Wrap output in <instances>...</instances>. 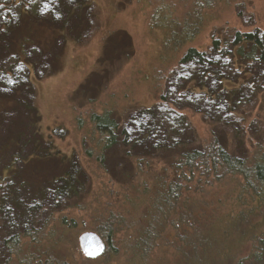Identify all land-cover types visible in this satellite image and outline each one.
I'll list each match as a JSON object with an SVG mask.
<instances>
[{
    "label": "trees",
    "instance_id": "1",
    "mask_svg": "<svg viewBox=\"0 0 264 264\" xmlns=\"http://www.w3.org/2000/svg\"><path fill=\"white\" fill-rule=\"evenodd\" d=\"M100 3L101 0H0V126L9 122L13 130L0 142L2 158L13 153L0 175V184L15 178V166L28 149L29 163L34 165L30 177L34 188L30 189L27 206L19 198L24 197L22 191L26 189L19 186L24 187L30 178L17 186L9 184L6 189L11 192L0 194L3 264H17L19 253L26 252L32 255L31 264H73L63 253L56 256V247L43 250L32 245L40 244L45 230L56 232L62 228L73 240L83 232L93 231L86 233L97 234L103 241L100 255L84 256V264L107 263L123 250L137 255L136 264L263 261L264 236L257 234L258 224L252 221L258 209L264 212V145L254 144L251 132L256 122L264 121V33L258 29L223 33L225 37L214 39L207 51L186 50L173 69H164L166 73L160 72L156 78L154 106L129 103L118 118L114 115L121 105L117 95L115 100L104 103L109 108L89 115L91 142L95 146L83 150L84 155L91 160L94 157L91 162L110 183L107 185L112 196L121 195L125 204L133 207L138 202L152 204V213L148 215L151 221L145 220L144 214L137 221H129L128 210L125 214L119 210L116 217L105 215L100 206L110 208L112 200L109 205L98 202L90 218L81 216L83 210L87 211L80 197L81 191L89 189L83 188L81 179L86 175L89 182L87 172L82 173L81 164L73 163L70 168L67 159L45 146L38 133V95L31 73L39 81L56 76L71 45H87L96 38L103 43L98 63L106 65L102 57L111 37L103 32ZM188 16L192 21L187 24L174 21L165 29L163 23L161 31L166 33L164 43L169 50L185 48L197 36L204 18L200 13ZM129 52L133 53L132 46ZM257 67H261V73L256 74ZM195 117L208 125V138L199 135ZM27 129L30 135L24 136ZM260 129L264 135V126ZM241 150L245 153H238ZM112 154L120 168L115 175L109 168ZM230 179L240 184L239 199L254 204L243 226L239 220L243 212L225 215L218 209L201 214L196 207L208 199L201 195L207 184L221 186ZM167 224L172 226V236L166 230L158 231ZM124 226L127 233L123 232ZM27 242L32 246L25 249L21 245ZM118 243L120 248L116 247ZM158 244L164 246L161 252L166 258L171 255V260L154 262Z\"/></svg>",
    "mask_w": 264,
    "mask_h": 264
},
{
    "label": "rangeland",
    "instance_id": "2",
    "mask_svg": "<svg viewBox=\"0 0 264 264\" xmlns=\"http://www.w3.org/2000/svg\"><path fill=\"white\" fill-rule=\"evenodd\" d=\"M100 5H102L100 20L105 24L103 32L106 35L110 33L108 37H111L102 57V63H106V65L98 63L101 57L100 53L103 51V43L100 38H96L90 44H83L84 46L71 45L64 57L62 69L56 76L39 81L35 74L31 73V80L38 95L37 105L40 116L37 124L39 125L38 133L46 142L45 146L49 147V152L67 159L71 163L70 168L74 163L77 166L82 165V173L84 170L87 172L89 182L86 180V175L81 177L83 188H89L84 189L80 194L87 208V211H82L81 216L90 218V215L99 207L98 202L101 201L102 204L109 205L113 200L110 208L105 209L102 205L100 206L105 215L116 217V212L119 210L124 214L128 210L129 221H137L143 214L145 220L151 221L148 215L152 213V204L138 202L133 207L131 203L126 205L121 195L112 196V193L110 194L111 187L107 185L108 180L98 173L99 170L91 162L94 157L91 160L84 155L83 150L94 149L95 146L91 142L93 134L90 131L89 115L101 113L104 109L109 108L108 104L104 103L115 100L117 95L120 96L117 97V100H120L121 104L120 111L114 114L117 117L129 103L148 108L154 106V94L158 86L156 78L160 72L166 73L164 69H173L172 66L178 62L186 50L194 48L199 51H207L214 39L225 37L223 33L234 31L249 33L256 29L264 33V0H101ZM192 13H200L204 18L197 36L188 42L185 48L178 47L175 52L169 50L170 46H166L164 43L167 40L166 33L161 31L163 23H165V29H168L169 24L174 21L175 24H187L192 21V17L188 16ZM164 14L163 21L162 15ZM186 16L188 17L185 18ZM196 21L197 19L194 22ZM131 46L133 53L129 52ZM254 70L256 74L262 71L261 67ZM123 96H125L124 100ZM9 118L15 119L11 116ZM193 122L199 135L203 139L208 138V125L202 118L195 117ZM262 126H264V121H258L251 129L254 135V144L264 145V135L260 129ZM11 127L12 124L9 122L0 126V142L9 137L8 131H13ZM13 133L15 134V131ZM28 135L30 134L27 129L24 136ZM239 150L237 149V151ZM29 153L30 149L26 150L24 157L15 166V178H10L7 182L0 184V186H4L0 187V194L11 192L10 188L6 189L9 184L17 186L20 182H26L27 178L33 177L31 171L34 173V165L29 163L31 162ZM238 153L244 154L245 150ZM12 154V152L11 154L7 153L3 158L0 156V175L6 170L4 167L9 163ZM110 163H112L109 166L110 171L115 175L117 171H120V168L114 154H112ZM49 173L51 172L49 171ZM19 187L22 190L26 189L22 191L24 197L19 195V198L22 199L23 205L27 206L32 193L30 189L34 188V183L30 178L24 187ZM204 189L205 193L201 195L208 199L206 202L196 205L201 214L211 213L212 210L218 209L222 210L225 215H236L243 212L239 220L242 226L247 224L250 208L254 204L239 199L241 188L237 180H225L221 186L209 183ZM47 194L51 196L52 193ZM201 195L197 194V197L200 198ZM0 197L2 196L0 195ZM24 206L21 205L22 209ZM118 218L120 217L118 216ZM228 218L230 216L226 217V222ZM252 221L255 222V225L258 224L257 234L264 236L263 208L258 209L257 214L252 216ZM129 224L127 223L128 226ZM3 225L6 227V224L3 223ZM157 225L162 224L158 222ZM127 229L124 226L123 232L127 233ZM171 229L172 226L169 224L164 229L158 227V231L169 232L168 236H172ZM119 236L118 233L117 237ZM78 238L80 239V237ZM78 238L73 240V236L68 237L63 228L56 232L48 229L44 231V238L40 239V244L32 243V245L43 250L47 248L55 250L56 247V256L63 253L66 257L71 258L73 264H84V255L81 252ZM125 240L127 241L128 238ZM29 243L21 246L28 249L32 246ZM116 247L120 248L121 245L118 243ZM157 248L159 251L158 253L156 251L154 262L162 263V261L172 259L171 255L166 258L165 252H161V249H165L162 244H158ZM19 255L21 259L16 260L17 264L23 261L22 264L34 263L31 254L26 252L19 253ZM243 255H245L244 252ZM137 260L139 258L136 254L131 253V250L128 252L123 250L122 253H117L114 258L104 264H136ZM2 261L3 257L0 256V264H3ZM258 264H264V260Z\"/></svg>",
    "mask_w": 264,
    "mask_h": 264
},
{
    "label": "water",
    "instance_id": "3",
    "mask_svg": "<svg viewBox=\"0 0 264 264\" xmlns=\"http://www.w3.org/2000/svg\"><path fill=\"white\" fill-rule=\"evenodd\" d=\"M79 244L81 252L86 258L97 257L104 249L103 241L94 233L83 234L79 239Z\"/></svg>",
    "mask_w": 264,
    "mask_h": 264
},
{
    "label": "snow or ice",
    "instance_id": "4",
    "mask_svg": "<svg viewBox=\"0 0 264 264\" xmlns=\"http://www.w3.org/2000/svg\"><path fill=\"white\" fill-rule=\"evenodd\" d=\"M91 255V254H90Z\"/></svg>",
    "mask_w": 264,
    "mask_h": 264
}]
</instances>
